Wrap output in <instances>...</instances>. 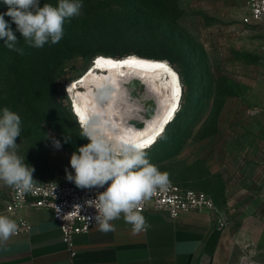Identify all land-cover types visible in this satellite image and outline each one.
I'll return each mask as SVG.
<instances>
[{
	"label": "rangeland",
	"instance_id": "obj_1",
	"mask_svg": "<svg viewBox=\"0 0 264 264\" xmlns=\"http://www.w3.org/2000/svg\"><path fill=\"white\" fill-rule=\"evenodd\" d=\"M81 2L80 14L71 21L98 15L115 31L145 26L158 31L157 46L141 41L111 44L108 49L131 48L134 51L130 54H165L174 60L165 59L179 73L184 92L180 110L159 141L144 151L160 171L169 173L170 180L189 187L188 182L197 184L203 171V119H231L239 99L263 79L264 26L243 21L247 0ZM44 3L55 6L58 0H40V6ZM0 8L3 13L8 10L3 0ZM138 11H145L140 23L133 20L132 13ZM4 19L9 26H16L11 17ZM81 45L78 42L77 48ZM97 47L67 58L60 72L48 73L41 65L27 66L18 77L0 72V113L8 107L20 116L22 130L16 138L17 154L25 156V163L35 169L34 181L69 182L67 175L75 174L70 166L71 155L89 141L80 136V123L73 113L67 84L81 76L95 56L104 54L96 51ZM31 51L33 64L39 54ZM55 141L60 142L59 148Z\"/></svg>",
	"mask_w": 264,
	"mask_h": 264
},
{
	"label": "crops",
	"instance_id": "obj_2",
	"mask_svg": "<svg viewBox=\"0 0 264 264\" xmlns=\"http://www.w3.org/2000/svg\"><path fill=\"white\" fill-rule=\"evenodd\" d=\"M239 100L231 119H203V171L197 184L188 182L227 215L225 228L210 210L172 217L148 207L147 231L133 232L121 217L111 222L115 231L95 224L76 234L71 250L51 208L8 212L11 188L0 183V214L30 223L0 243V264H264V71Z\"/></svg>",
	"mask_w": 264,
	"mask_h": 264
},
{
	"label": "clouds",
	"instance_id": "obj_3",
	"mask_svg": "<svg viewBox=\"0 0 264 264\" xmlns=\"http://www.w3.org/2000/svg\"><path fill=\"white\" fill-rule=\"evenodd\" d=\"M3 2L8 10L0 14V39H4L6 48L21 56L25 48L17 46L19 41L4 16L11 17L26 46L39 49L60 42L65 21L78 16L83 7L81 0H58L55 6L49 3L40 6V0ZM97 87L99 90L93 94L94 108L112 101L108 86ZM102 117V112H94L89 119L79 121L80 136L89 143L72 153L70 166L75 174H68L67 179L82 189L108 184L94 201L87 202L97 210L95 222L101 232L115 231L111 222L121 217L132 226L133 232L147 231L151 225L140 209L158 189L169 186V173L160 171L137 143L124 139ZM21 130L20 116L4 107L0 113V183L23 195L32 192L37 182L33 179L35 169L25 163V156L17 154L16 138ZM55 146L59 148L60 142L55 141ZM17 230L15 220L0 214V243L8 241Z\"/></svg>",
	"mask_w": 264,
	"mask_h": 264
},
{
	"label": "bare ground",
	"instance_id": "obj_4",
	"mask_svg": "<svg viewBox=\"0 0 264 264\" xmlns=\"http://www.w3.org/2000/svg\"><path fill=\"white\" fill-rule=\"evenodd\" d=\"M98 59L111 60L115 62V66L108 64L97 66L92 64L81 76L67 84V90L72 93L73 113L79 120L80 116L77 113V109H79L87 120L94 112H102V118L108 121L110 125L115 126V131L124 139H131L135 143H141L155 136L154 142L143 148V150L151 148L165 133L169 122L175 119L180 107L183 94L179 73L165 59L143 57L136 54L124 58L102 54L99 55ZM133 59L143 61L145 64L143 66H134L122 63ZM155 63L167 65L168 68L176 73L179 79V103L171 118H169V112L172 106L177 103L173 96V78L167 71L150 67V65ZM136 77L145 81L148 91L146 96L153 97L157 101V111L153 117L146 118L141 113V109H144V107L139 99L132 98L130 95L129 86L131 80ZM99 85H106L111 89L112 101L106 105H99L94 108L93 94L99 90L97 87ZM142 120L145 123L143 126L136 123ZM156 133H159V135H156Z\"/></svg>",
	"mask_w": 264,
	"mask_h": 264
},
{
	"label": "built area",
	"instance_id": "obj_5",
	"mask_svg": "<svg viewBox=\"0 0 264 264\" xmlns=\"http://www.w3.org/2000/svg\"><path fill=\"white\" fill-rule=\"evenodd\" d=\"M243 21L247 24L255 23L264 26V0H247V13L244 15ZM35 182H37L35 189L23 195L11 188V196L7 202L6 210L15 212L26 206L51 208L59 223L63 241L69 249L73 250L74 236L89 231L96 224L97 210L87 202L94 201L99 193L106 190L108 184L103 187L95 186L82 189L72 181ZM148 207L166 210L172 217L191 211L210 210L215 215L219 229L225 228L228 224L227 215L207 192L185 187L172 180L166 189H158L150 200L144 202L140 211L142 212ZM15 221L18 225L15 234L29 230L30 223L26 217H19Z\"/></svg>",
	"mask_w": 264,
	"mask_h": 264
},
{
	"label": "trees",
	"instance_id": "obj_6",
	"mask_svg": "<svg viewBox=\"0 0 264 264\" xmlns=\"http://www.w3.org/2000/svg\"><path fill=\"white\" fill-rule=\"evenodd\" d=\"M129 1L131 0H123V2ZM144 12L145 11H138L132 13L134 14L133 20L135 22L139 21L140 23L142 20H144ZM0 14H3L1 8ZM63 27L64 34L60 42L55 45L48 43L45 44L42 48H33L31 51L32 47H28L25 45L21 33L16 30V26H10L15 36L17 37V40L19 41L17 46L24 47L25 54L21 56L15 51L9 50L4 46V39H0V72H11L18 77L24 72V70H27V66L29 68L30 66L36 67L38 65H41L46 72L56 73L57 71L60 72L63 69L64 61L67 58H69L75 53L84 54L86 52L85 50L89 49L91 46H98L96 51L103 52L107 55L124 56L130 54L134 50L128 48L127 50L118 51L117 49H108V46H110L111 44L120 43L130 45L141 41L144 43H149L150 45L153 44L152 46H157V42L160 41L159 39H157L158 31L153 27L145 26L135 28L134 30L124 29L115 31V29L108 27L104 23L103 19H101L98 15H91L87 18H83L79 22L66 20ZM78 42L82 44L80 49L77 48ZM30 51L32 53L38 52L39 54L38 61L33 64H31V56L29 54ZM140 54L147 55L150 58H170V60L174 62L171 57L165 54ZM41 61H43V63H41ZM182 94L184 95L183 90ZM182 100L183 97H181V101ZM174 121L169 122L167 129L169 125H171Z\"/></svg>",
	"mask_w": 264,
	"mask_h": 264
},
{
	"label": "snow or ice",
	"instance_id": "obj_7",
	"mask_svg": "<svg viewBox=\"0 0 264 264\" xmlns=\"http://www.w3.org/2000/svg\"><path fill=\"white\" fill-rule=\"evenodd\" d=\"M122 63L127 64V65H134V66H143L145 64V62H143V61H138V60H134V59L133 60H126V61H123ZM101 64H108L111 66H115V62H113L111 60L105 61V60L98 59L96 61V65L100 66ZM150 67H152L154 69H161V70L167 71L173 78V84H174L173 96L176 99L177 103L172 106V109L169 112V118H171L172 114L175 112L176 108L178 107V103H179V94H180L179 79H178L176 73L173 72L170 68H168L167 65H165L163 63H155V64L150 65ZM77 113L80 116L81 121L86 120V117L84 116L83 112H81L79 109H77ZM165 122H167V121H165ZM161 130H162V128H161ZM156 135H159V133H156ZM154 140H155V136L149 140H145L141 143H137L136 146L143 149V148L148 147L151 143H153Z\"/></svg>",
	"mask_w": 264,
	"mask_h": 264
},
{
	"label": "water",
	"instance_id": "obj_8",
	"mask_svg": "<svg viewBox=\"0 0 264 264\" xmlns=\"http://www.w3.org/2000/svg\"><path fill=\"white\" fill-rule=\"evenodd\" d=\"M99 55L102 54H98L97 56H95V58L92 60L90 66L96 65V60L99 57ZM106 56H112V55H107ZM132 54H127L124 56H112V57H117V58H124V57H129ZM130 95L132 98H137L139 99L140 103L143 105L144 109H141V113L146 117V118H150L153 117L157 111V101L153 98V97H148L146 96V93L148 92L146 89V84L145 81H142L140 78H134L131 80L130 83ZM139 88V89H138ZM80 120V119H79ZM138 123V125L143 126L144 120L136 122Z\"/></svg>",
	"mask_w": 264,
	"mask_h": 264
}]
</instances>
